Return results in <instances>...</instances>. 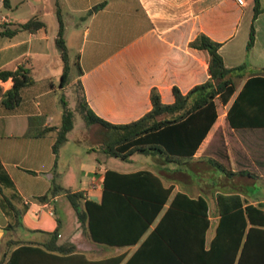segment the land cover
I'll return each instance as SVG.
<instances>
[{"label": "crops", "instance_id": "0c3cea01", "mask_svg": "<svg viewBox=\"0 0 264 264\" xmlns=\"http://www.w3.org/2000/svg\"><path fill=\"white\" fill-rule=\"evenodd\" d=\"M10 2L11 9H7L4 0H0V27L8 25L14 29L15 25L24 24L36 16L45 22L46 27L36 33L20 31L13 37L0 36V72L24 67L30 70L35 80L32 86L22 90V103L15 110L8 111L0 100V159L14 182L13 188L0 189V264H95L126 251H130L129 258L140 244L130 250L112 247L117 248L116 254L112 255L109 246L94 243L87 233L82 232L84 227L75 209L67 211L73 219L74 233L61 238L63 225L58 217L57 200L64 198V194L46 203L36 200L50 191L54 181L61 180L63 188L74 193L84 192L87 198L100 202L105 173L112 169L108 166V154L93 144L96 148L87 149L88 153H95V150L97 154L103 153L102 161L94 157L97 165H90L86 160L80 162L79 173L70 167L62 169L63 150H67L71 143L80 146L83 142L77 137L76 122L57 161L53 152L55 137L37 138L29 135L30 132L34 134L46 127L61 126L62 98L66 99L67 87L77 85L78 81L82 83L94 114L114 125L135 122L150 112V95L155 88L165 104L174 103L175 88L185 95L210 79L208 52L190 46L200 34H205L223 44L220 53L228 68L242 65L246 68L242 71L245 76L239 82L237 94L229 105H222L227 111L219 112L218 121L194 159L182 163L168 160L176 165L194 164L199 152L225 128L228 110L247 81L253 76H264V30L258 27L264 15L254 22L256 40L248 51L255 0H243V3L238 0ZM58 7L62 11L72 65L70 82L65 86H62L64 62L57 46ZM76 61L83 74L79 75L77 70L73 76ZM13 84L11 78H0L2 97ZM68 105L71 108L69 101ZM231 130L264 132V128ZM230 157L234 160L231 165L236 166L235 156ZM201 162L205 163L204 160ZM170 171L153 172L163 178L166 186L175 185V193L181 191L192 198H208L203 193L192 194L180 189V183L168 176ZM232 174V179L225 178L224 182L229 187V194H239L254 205L264 204V194L251 196L249 191V186L257 179L247 176L244 183L241 181L243 171ZM215 201L214 210L210 208L212 226L208 243L214 238L219 222L217 196ZM56 230L60 235L56 244L61 250L51 252L46 245L52 242L50 234Z\"/></svg>", "mask_w": 264, "mask_h": 264}, {"label": "trees", "instance_id": "16d2710c", "mask_svg": "<svg viewBox=\"0 0 264 264\" xmlns=\"http://www.w3.org/2000/svg\"><path fill=\"white\" fill-rule=\"evenodd\" d=\"M4 6L11 9L10 0H4ZM263 12L260 2L255 0L248 51L256 40L254 22ZM57 14L60 24L57 46L64 62L62 86H65L70 82L72 65L60 7ZM45 27V22L36 16L15 25L14 29L2 25L0 36L13 37L20 31L36 33ZM190 46L208 52L210 79L185 95L175 88L172 104H165L158 89H153L151 111L129 124L114 125L97 117L78 81L77 110L86 126L99 125L105 132L106 140L99 146L102 151L126 162L136 154L151 153L178 163L194 159L218 121V104H230L238 92L239 81L245 76L242 71L246 66L228 68L220 53L223 44L205 34H200ZM74 66L82 75L77 61ZM0 78L13 80L12 89L1 102L8 111H13L22 103V90L32 86L35 80L24 67L1 71ZM62 107L61 126L29 134L37 138L53 135L56 161L75 127V112L64 98ZM227 122L235 130L264 128L263 75L247 81L228 110ZM221 168L228 175H234L225 167ZM3 187L13 188L14 182L0 159V189ZM175 190V185L166 186L163 178L151 170L122 173L109 169L105 173L100 202L87 198L84 192L65 189L56 181L46 195L36 200L46 203L60 194L67 196L89 238L96 244L129 250L140 244L129 258L130 251H126L95 264H264V204H251L239 194H218L219 222L214 238L208 243L212 221L207 199L192 198ZM50 235L52 242L46 248L59 252L61 249L56 244L59 230Z\"/></svg>", "mask_w": 264, "mask_h": 264}, {"label": "rangeland", "instance_id": "374dc122", "mask_svg": "<svg viewBox=\"0 0 264 264\" xmlns=\"http://www.w3.org/2000/svg\"><path fill=\"white\" fill-rule=\"evenodd\" d=\"M261 8L264 9V0L260 2ZM264 15V12L260 14ZM259 15V16H260ZM260 30H264V18L258 24ZM72 75L76 76L77 69L73 66ZM240 82V81H239ZM78 86L71 85L67 87L65 95L69 104L75 112V122L77 124V137L83 142L82 145L70 144L67 150H63L61 159V168L70 167L77 171L79 163L86 160L88 164L97 165L98 162L94 157L103 158V153H95L92 151L88 153L87 149L92 148L93 144L101 146L106 140V135L99 125L86 126L85 121L77 110L78 100L77 93ZM63 97V95H62ZM67 101V102H68ZM219 112L227 109L220 103ZM222 116V115H221ZM225 128L218 131L210 140V145L205 146L199 152L198 160L194 161L192 165H176L168 162L165 156L160 154H136L129 162L120 159L109 157L108 166L117 171H138V170H151V171H167L171 169L168 175L180 183V189H184L192 194L203 193L208 196L207 200L210 204L211 211L216 206V196L218 194H229V187L224 184L225 178L232 179L223 168L217 164H222L227 168L230 173L243 171L244 176L241 181L246 183L247 176H253L257 181L249 186L251 196L253 194H264V132H247V131H233L229 127L227 121L224 122ZM208 147V148H207ZM93 148H96L94 146ZM231 155L235 156L236 166ZM204 160L205 163L201 162ZM231 162V163H230ZM197 163V164H196ZM232 164V165H231ZM177 172V173H176ZM77 173H79L77 171ZM174 173V174H173ZM239 176V174H237ZM62 181L56 182L62 186ZM249 182V181H248ZM66 189V188H65ZM58 217L62 221L63 227L61 228V238H68L74 233L72 228V217H69L67 211H73L74 207L67 196L57 200ZM84 227V226H83ZM23 233V230H21ZM87 233L85 227L84 231ZM108 247V246H106ZM111 254H116L117 248L108 247Z\"/></svg>", "mask_w": 264, "mask_h": 264}, {"label": "built area", "instance_id": "2783aa9c", "mask_svg": "<svg viewBox=\"0 0 264 264\" xmlns=\"http://www.w3.org/2000/svg\"><path fill=\"white\" fill-rule=\"evenodd\" d=\"M239 2L243 3V0H238ZM3 93H2V90L0 88V100L2 101L3 100Z\"/></svg>", "mask_w": 264, "mask_h": 264}]
</instances>
